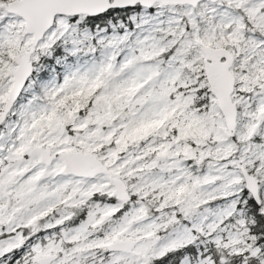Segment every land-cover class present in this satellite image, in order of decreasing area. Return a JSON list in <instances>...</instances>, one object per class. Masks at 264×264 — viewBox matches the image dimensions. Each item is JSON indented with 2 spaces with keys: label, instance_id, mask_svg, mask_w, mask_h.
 <instances>
[{
  "label": "snow or ice",
  "instance_id": "obj_1",
  "mask_svg": "<svg viewBox=\"0 0 264 264\" xmlns=\"http://www.w3.org/2000/svg\"><path fill=\"white\" fill-rule=\"evenodd\" d=\"M0 264H264V0H0Z\"/></svg>",
  "mask_w": 264,
  "mask_h": 264
}]
</instances>
